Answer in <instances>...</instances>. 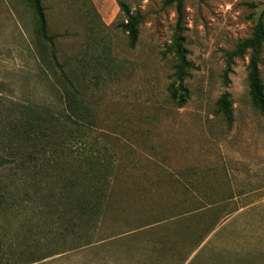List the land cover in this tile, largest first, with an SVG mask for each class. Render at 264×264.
<instances>
[{
    "label": "rangeland",
    "instance_id": "rangeland-1",
    "mask_svg": "<svg viewBox=\"0 0 264 264\" xmlns=\"http://www.w3.org/2000/svg\"><path fill=\"white\" fill-rule=\"evenodd\" d=\"M163 1L42 0L48 43L28 0H0V241L22 237L14 121L24 107L56 110L63 75L92 116L85 131L114 152L99 241L35 264H264V110L249 95L250 51L222 77L226 53L264 25V0H183L194 68L182 107L166 90L177 16ZM120 4L141 17L133 48ZM258 67L264 86V44ZM224 93L231 122L216 104Z\"/></svg>",
    "mask_w": 264,
    "mask_h": 264
},
{
    "label": "trees",
    "instance_id": "trees-1",
    "mask_svg": "<svg viewBox=\"0 0 264 264\" xmlns=\"http://www.w3.org/2000/svg\"><path fill=\"white\" fill-rule=\"evenodd\" d=\"M28 1L37 35L50 43L52 38L48 35L42 0ZM163 4L174 5L177 16L175 33L164 52L174 60L171 82L166 90L169 98L182 107L189 97L184 80L194 68L187 59L182 36L183 0H164ZM120 7L125 15L120 28L127 33L128 45L133 48L138 41L141 17L130 14L124 4ZM263 44L264 25L259 20L251 37L226 53L222 75L227 84L234 59L250 51L249 95L261 111L264 110V86L258 65ZM52 58L55 60L54 54ZM59 85L56 110L24 107L14 121L11 204L21 214L22 237L12 238L13 243L0 241V264H35L99 241L95 238L97 229L104 221L112 198L114 152L85 131L92 116L64 75ZM216 104L218 111L231 122L229 94H222ZM9 187L4 185L1 189L6 192ZM8 209L3 208V212ZM1 235L6 237L8 232L1 230Z\"/></svg>",
    "mask_w": 264,
    "mask_h": 264
},
{
    "label": "crops",
    "instance_id": "crops-1",
    "mask_svg": "<svg viewBox=\"0 0 264 264\" xmlns=\"http://www.w3.org/2000/svg\"><path fill=\"white\" fill-rule=\"evenodd\" d=\"M238 197H240V196L234 195L233 198H232V201L233 202L237 201V198ZM231 217H233V216H231ZM231 217H228L227 219L224 218L223 219L224 221L222 220L223 221V224H221V225H224V224L228 223V221H230Z\"/></svg>",
    "mask_w": 264,
    "mask_h": 264
}]
</instances>
